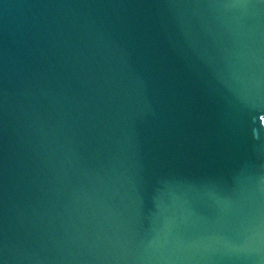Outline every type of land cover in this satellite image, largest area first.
I'll use <instances>...</instances> for the list:
<instances>
[{
    "label": "water",
    "instance_id": "obj_1",
    "mask_svg": "<svg viewBox=\"0 0 264 264\" xmlns=\"http://www.w3.org/2000/svg\"><path fill=\"white\" fill-rule=\"evenodd\" d=\"M0 264H264V0H0Z\"/></svg>",
    "mask_w": 264,
    "mask_h": 264
}]
</instances>
